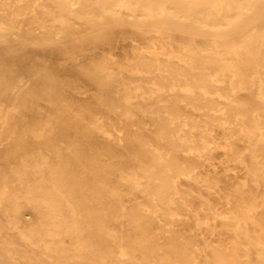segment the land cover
Returning a JSON list of instances; mask_svg holds the SVG:
<instances>
[{
	"label": "bare ground",
	"instance_id": "1",
	"mask_svg": "<svg viewBox=\"0 0 264 264\" xmlns=\"http://www.w3.org/2000/svg\"><path fill=\"white\" fill-rule=\"evenodd\" d=\"M263 231L264 0H0V264H255Z\"/></svg>",
	"mask_w": 264,
	"mask_h": 264
},
{
	"label": "rangeland",
	"instance_id": "2",
	"mask_svg": "<svg viewBox=\"0 0 264 264\" xmlns=\"http://www.w3.org/2000/svg\"><path fill=\"white\" fill-rule=\"evenodd\" d=\"M143 84L147 85L146 82H143ZM237 227V224L233 225L232 228H235ZM195 222H193L192 219H189V223H186L185 225L182 224L181 225V231L185 234V235H192L194 232H195ZM264 234V231L263 232H259V233H253V232H250V239L251 241H253V244L254 245H251L252 249H251V256H252V259H253V262L255 264H264V257H262L260 255V252H261V249L259 248L261 245H264V244H257L256 240H255V237L257 235H263ZM231 235L230 233L226 232V231H220L216 234V236H211L210 239H218L220 242H227V241H230L231 239ZM241 241L245 243V245L248 244L249 240L248 239H245V238H241ZM201 242H204L202 243V245H208L207 243H209V241L206 242L201 240ZM208 248V247H207ZM263 252V255H264V251L262 250Z\"/></svg>",
	"mask_w": 264,
	"mask_h": 264
}]
</instances>
